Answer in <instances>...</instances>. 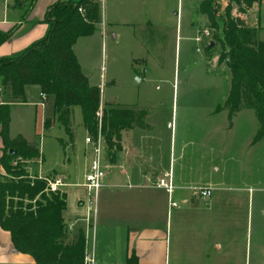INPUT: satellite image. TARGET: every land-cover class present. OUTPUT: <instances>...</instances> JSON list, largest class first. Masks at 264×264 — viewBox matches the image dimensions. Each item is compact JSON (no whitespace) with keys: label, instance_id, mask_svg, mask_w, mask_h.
<instances>
[{"label":"rangeland","instance_id":"rangeland-1","mask_svg":"<svg viewBox=\"0 0 264 264\" xmlns=\"http://www.w3.org/2000/svg\"><path fill=\"white\" fill-rule=\"evenodd\" d=\"M123 1L128 12L125 10L122 17L131 24L109 28L104 43L98 33L90 41H81L78 52L86 72L99 82L104 64L106 101L118 106L134 104L146 111L152 128L131 131L126 137L136 138L142 145L153 144L162 170L169 168L171 160L177 170L182 165L196 171L192 177L195 186L220 187L211 198L194 197V204L192 200L184 204L175 194L179 207L173 209L169 221L173 241L184 234L190 239L192 251L199 249L205 254L200 259L195 255V264H264V138L251 144L259 127L253 108H243L229 129L233 119L228 117L224 100L231 74L226 64L219 68L215 60L224 50L226 0H220L217 27L207 16L204 20L199 9L201 0ZM26 7L25 0H0V22L18 21ZM246 9L233 3L231 15H242ZM261 12L258 5L249 10L251 26L258 28L264 41ZM205 28L212 32L211 42L206 38L197 42L195 37ZM209 43L214 44L211 49ZM73 112L75 145L65 150L59 138L69 143L70 136L58 119L52 128L36 135L33 115L14 106L15 128L31 134L45 154L41 170L63 171L65 163L71 181L79 182L88 161L91 168L96 151L93 145H87L86 138L94 135L84 126L81 107L74 106ZM103 112L107 114L105 106ZM105 128L104 123L103 153L111 156L119 151L120 144ZM18 162L28 167L22 157L12 161L14 165ZM36 163L37 173L42 162ZM74 211V204L68 206V214ZM77 231L78 226L74 232L69 229L67 240L75 239ZM220 243L222 249L217 247Z\"/></svg>","mask_w":264,"mask_h":264},{"label":"trees","instance_id":"trees-1","mask_svg":"<svg viewBox=\"0 0 264 264\" xmlns=\"http://www.w3.org/2000/svg\"><path fill=\"white\" fill-rule=\"evenodd\" d=\"M37 1L25 0L24 18ZM256 1L263 0H226L222 26L224 50L219 58L231 74L224 103L229 119L245 107L256 112L259 128L253 143L264 138V41L257 27L250 26L240 15H231V9L233 3L250 8ZM220 5V0H201L199 5L200 12L213 27L218 26ZM99 21L100 5L96 0H59L49 5L42 20L47 24L45 34L26 49L0 58V96L3 88H10L13 99L23 100L27 85H39L42 92L53 96L57 119L71 139L73 106L81 107L84 125L96 138L101 88L90 83L73 47L79 38L92 35ZM17 27L6 32L0 30V44L12 38ZM213 46L208 45V49ZM104 106L105 130L118 142L123 131L149 127L145 110L112 102ZM10 121L9 105L0 102L4 141L1 163L5 171L0 178V226L10 232L16 249L31 255L37 264H84V231H79L75 239L67 240L69 224L63 217L67 193L47 192L46 181L31 176L25 162L12 163L18 156L28 161L41 156V152L21 134L10 138ZM50 122L51 118H47L46 124ZM102 138L105 140L103 134ZM126 264H138V256L131 254Z\"/></svg>","mask_w":264,"mask_h":264},{"label":"crops","instance_id":"crops-1","mask_svg":"<svg viewBox=\"0 0 264 264\" xmlns=\"http://www.w3.org/2000/svg\"><path fill=\"white\" fill-rule=\"evenodd\" d=\"M57 1L59 0H38L26 18L23 17L24 13L20 11L21 16L18 21L0 22V30L4 32L18 26L15 35L0 44V58L22 51L34 41L41 38L47 30V24L42 22L45 11L49 5ZM96 1L100 5V21L98 23V28L92 35L79 38L73 48L81 68L89 78L90 83L101 88L100 106L104 107V104L108 102L104 97L106 91V71L104 70V64L101 69V80L99 82L96 80L94 81L91 75L86 72L87 69L83 62L84 59L79 54L78 48L81 41H90L96 33H98V37L104 43L107 39L109 28L113 30L121 24L126 25L131 23L122 17L125 15V10L128 12V10L124 8L126 4L123 0H104L103 4L100 0ZM256 5H258L259 9L264 13L263 0L261 2H254L250 8H247L246 11L240 15L250 26L251 16L249 10ZM263 13L261 12L259 14L260 17ZM203 18L204 20L207 19L205 14H203ZM117 36L118 34L114 35V37ZM215 60L217 61L218 67L221 68V64L223 63L220 62L219 58H215ZM41 93L42 90L39 85H27L25 87V97L22 100L13 99L11 97L10 88H3L1 90L0 102L7 103L10 107V138H15L17 135L21 134L28 142L37 145L31 134L20 127L18 128L16 126L15 128L17 124L14 106L26 109L31 117L33 115L35 119L36 135L52 128L57 120L54 98L48 95L45 104L41 105ZM52 98L53 100L51 101ZM125 107L143 110L134 104ZM73 108L74 106L71 107L72 127L74 129L73 138H70L69 143L59 138L65 150L69 149V146L73 147L75 145L76 128L73 122ZM243 110L244 109L239 111L234 117ZM47 118H51L49 124H46ZM147 124L149 127L145 129L134 128L123 131L119 142L120 148L116 154L105 156L103 153V164L105 168V177L103 179L104 186L100 191L97 213L94 216L91 214L90 218H87L88 210L84 203L87 198V189L84 183L86 174L91 169V161L87 162L82 180L79 182L71 181V174L67 171L68 166L65 163L63 171L56 168L49 171L41 170V166L46 162V157L40 147L38 148L41 152V156L27 161L29 173L45 177H51L57 174L64 176L68 185L63 189L64 192L67 193V208L63 212V217L69 224L70 232H74L75 227L78 226L77 233L82 230L88 236L86 248L94 252L97 264H126L128 257L133 253L138 256V264H195L193 260L195 255L198 259L205 255L204 253H200L199 249L197 252H194V250L192 251L190 249V239L184 234L180 237H176L173 241L172 234L169 232V221L173 209L178 208L179 203L176 207H170L167 192L163 188L156 186L159 177L172 171L174 182L177 186L173 194V199L178 202L175 198V194H178L184 204H189L190 200H192L191 204H194V197L196 196L191 194L188 187L196 185V183H194L195 179L192 178L196 171L187 170L184 166L182 167V165H180L177 170L174 166L175 162L171 160L169 168L162 170L158 163L156 147L153 144L149 142L142 145L139 143L138 139L126 137L131 131L138 129L146 131L151 129L152 125L148 122ZM233 124L234 118L230 122L229 129L233 127ZM1 129L0 125V178L5 175L1 163L4 148ZM256 143H253V141L251 142V144ZM90 144L91 143L87 145ZM184 144L186 145L183 138V147L185 146ZM66 157H68V155ZM182 157L183 152L180 159H182ZM67 159L68 162H71L70 157ZM37 161L42 162V164L39 166V172L36 173L35 164H37ZM197 172L202 171L199 170ZM214 187L215 186H213V188ZM68 188H72L71 193L67 192ZM219 190L220 187L214 188L209 197H212L214 191L218 192ZM187 193L189 194L188 196ZM102 197L104 198L103 201ZM209 201H211V199ZM73 204L75 205V211L73 214H68V206H72ZM217 247L222 249L223 245L220 243ZM0 264H37L31 255L16 249L10 232L3 229L1 226Z\"/></svg>","mask_w":264,"mask_h":264},{"label":"built area","instance_id":"built-area-1","mask_svg":"<svg viewBox=\"0 0 264 264\" xmlns=\"http://www.w3.org/2000/svg\"><path fill=\"white\" fill-rule=\"evenodd\" d=\"M80 11H83L80 9ZM212 32L209 28L203 29L197 34L195 40L197 42H202L205 38L211 42ZM210 44V43H209ZM42 102L41 105H44L47 100V93H41ZM99 130L96 138L88 137L86 140L88 143H91L95 147L96 157L92 163L90 171L86 174L84 186L87 189V198L84 203L88 210V217L90 218L91 214L94 216L97 213L98 201L100 196V191L104 186L103 179L105 177V168L103 167V138H102V129L103 124L105 123V114L103 112V107L100 106V110L97 112ZM38 178L46 181V191L47 192H64V187L67 186L64 176L57 174L51 177H45L42 175H36ZM156 186L163 188L169 196V205L170 207L178 206V202L173 199V194L177 188L174 182V175L172 171H169L157 179ZM193 196H198L201 198H207L210 196L213 187L206 186H190L188 187ZM86 236V246L88 242V236ZM84 264H97L94 256V252L87 249L85 250Z\"/></svg>","mask_w":264,"mask_h":264},{"label":"water","instance_id":"water-1","mask_svg":"<svg viewBox=\"0 0 264 264\" xmlns=\"http://www.w3.org/2000/svg\"><path fill=\"white\" fill-rule=\"evenodd\" d=\"M213 45H214L213 43L210 44V46H213ZM138 80H139V79H138Z\"/></svg>","mask_w":264,"mask_h":264}]
</instances>
